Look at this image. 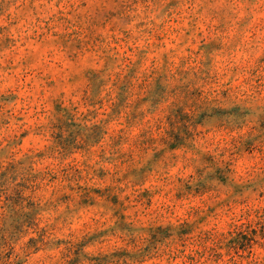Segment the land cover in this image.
<instances>
[{
  "label": "rangeland",
  "instance_id": "rangeland-1",
  "mask_svg": "<svg viewBox=\"0 0 264 264\" xmlns=\"http://www.w3.org/2000/svg\"><path fill=\"white\" fill-rule=\"evenodd\" d=\"M43 2L0 0V264H192L207 181L264 161V0Z\"/></svg>",
  "mask_w": 264,
  "mask_h": 264
},
{
  "label": "clouds",
  "instance_id": "clouds-1",
  "mask_svg": "<svg viewBox=\"0 0 264 264\" xmlns=\"http://www.w3.org/2000/svg\"><path fill=\"white\" fill-rule=\"evenodd\" d=\"M49 9L51 5L41 0L36 15L47 20L51 15ZM247 159L249 162L240 167L233 162L232 171L226 174L224 183L217 179L207 181L209 196L208 200L202 202V208L206 210L211 205L213 211L203 218L206 229H200L193 224L196 227L195 244L188 253L196 257L192 264H200L201 254L206 255L209 250L219 251L224 248L227 251L225 246L233 238L229 232L239 220H244L251 228L257 229L253 237L252 254L221 260L220 264H241V261L244 264H264V161L257 164L252 158ZM174 227L179 231L184 226ZM248 234L251 235V231ZM174 256L184 258L177 241L162 247L157 264H163L164 260L171 261ZM204 264H208V261L205 260Z\"/></svg>",
  "mask_w": 264,
  "mask_h": 264
}]
</instances>
